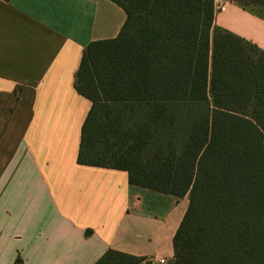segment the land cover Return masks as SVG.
Masks as SVG:
<instances>
[{
  "label": "trees",
  "instance_id": "trees-1",
  "mask_svg": "<svg viewBox=\"0 0 264 264\" xmlns=\"http://www.w3.org/2000/svg\"><path fill=\"white\" fill-rule=\"evenodd\" d=\"M109 1L126 18L83 50L77 164L187 198L173 264H264V51L213 26L214 0ZM95 264L147 262L108 250Z\"/></svg>",
  "mask_w": 264,
  "mask_h": 264
},
{
  "label": "crops",
  "instance_id": "crops-1",
  "mask_svg": "<svg viewBox=\"0 0 264 264\" xmlns=\"http://www.w3.org/2000/svg\"><path fill=\"white\" fill-rule=\"evenodd\" d=\"M218 3L213 26L264 51V18ZM125 18L109 0H0V185L9 218L22 220L0 234V264H95L108 250L173 264L187 198L76 162L91 106L74 89L83 50L115 38Z\"/></svg>",
  "mask_w": 264,
  "mask_h": 264
},
{
  "label": "rangeland",
  "instance_id": "rangeland-1",
  "mask_svg": "<svg viewBox=\"0 0 264 264\" xmlns=\"http://www.w3.org/2000/svg\"><path fill=\"white\" fill-rule=\"evenodd\" d=\"M247 9L264 17V9H255L250 6H247ZM0 192V234L2 239H6L9 237L10 230L17 229L22 220L9 218V214L12 213V205L9 203L10 189L4 187V184H1ZM16 220H18V224H16ZM6 253L4 252V257H6Z\"/></svg>",
  "mask_w": 264,
  "mask_h": 264
},
{
  "label": "built area",
  "instance_id": "built-area-1",
  "mask_svg": "<svg viewBox=\"0 0 264 264\" xmlns=\"http://www.w3.org/2000/svg\"><path fill=\"white\" fill-rule=\"evenodd\" d=\"M222 9H223V5L221 3L214 4V12L220 11ZM160 263H162V261H160Z\"/></svg>",
  "mask_w": 264,
  "mask_h": 264
}]
</instances>
